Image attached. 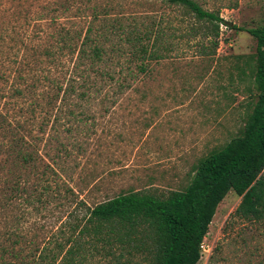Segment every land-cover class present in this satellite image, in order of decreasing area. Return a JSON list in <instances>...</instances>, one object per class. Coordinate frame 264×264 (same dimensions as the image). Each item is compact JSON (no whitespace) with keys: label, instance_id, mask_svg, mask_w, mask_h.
Segmentation results:
<instances>
[{"label":"rangeland","instance_id":"1","mask_svg":"<svg viewBox=\"0 0 264 264\" xmlns=\"http://www.w3.org/2000/svg\"><path fill=\"white\" fill-rule=\"evenodd\" d=\"M197 1L244 29L221 25L214 52L201 33L188 36L185 10L164 0H0V111L18 125L37 158L36 167L18 172L30 185L49 179L54 193L21 211L4 207L0 191V264L20 254L31 259L67 219L85 213L82 203L94 206L131 190L183 189L200 157L240 134L256 91V39L247 29L264 25V0ZM94 11L96 25L138 21L143 28L163 20L161 55L145 59L142 72L124 63L125 50H111L122 38L105 29L99 41H106L108 60L88 70L84 65L86 84H76L81 97L73 93L61 105L54 95L58 84L68 85L79 35ZM102 67L125 77L127 88L121 91L118 79L102 85ZM5 137L0 131V160L10 165L12 136ZM48 164L52 176L43 178ZM5 176L0 170V189ZM241 199L231 190L218 205L199 264H264V227L233 216ZM105 261L92 251L84 264Z\"/></svg>","mask_w":264,"mask_h":264},{"label":"trees","instance_id":"2","mask_svg":"<svg viewBox=\"0 0 264 264\" xmlns=\"http://www.w3.org/2000/svg\"><path fill=\"white\" fill-rule=\"evenodd\" d=\"M164 2L169 6L182 7L191 19L188 21V36L201 33L203 38L210 40L214 52L220 44L221 25L244 29L221 17L220 13L205 9L197 0ZM94 12L84 35H79L83 41L68 85L64 88L58 84V93L54 95L55 99L61 96V105L68 103L73 93L81 97L76 84L80 80L86 84L84 65L90 64L86 67L88 70L98 62L108 60V49L103 45L106 41H99V34L105 29L118 33L122 38L111 50H125L129 59L124 63H136L142 72L146 71L145 59L161 55L158 47L165 35L163 20L152 19L143 28L138 21L124 24L118 20L111 25L107 22L96 25L94 20L99 15ZM247 30L256 39V51L252 56L256 91L252 94L255 99L251 101V111L240 134L200 157L189 184L183 189L162 194L131 190L94 206L82 203L85 213L77 214L72 220L67 219L59 227L51 245L38 246L33 250L31 259L20 254L10 264H84L87 254L92 251L107 259L104 264H199L201 245L209 232L210 223L218 205L231 190L242 197L233 216L264 227V25ZM122 41L131 48L130 51L121 45ZM86 58L88 62H84ZM105 70L104 67L99 70L102 85L118 79L120 90L127 88L125 77L123 80L115 78L114 74L110 75ZM18 93L23 94V91ZM84 96L85 93L82 98ZM51 100L53 103L54 100ZM56 120L55 116L53 124ZM46 122L47 126L48 120ZM46 126L42 130L45 131ZM0 129L5 136H12L10 150L6 154L13 157L10 165L9 160H0V170L6 173L0 189L3 206L22 211L28 205L35 207L33 204L36 201L43 204L47 194H54L51 181L45 179L47 185H30L18 172L20 167L37 166V158L25 135L18 125L6 119L2 111ZM51 168L48 164L41 172L43 178L52 176L49 172ZM12 169H15L14 173ZM52 171L57 175L56 171ZM54 191L60 193L59 188Z\"/></svg>","mask_w":264,"mask_h":264},{"label":"built area","instance_id":"3","mask_svg":"<svg viewBox=\"0 0 264 264\" xmlns=\"http://www.w3.org/2000/svg\"><path fill=\"white\" fill-rule=\"evenodd\" d=\"M201 247H202V249H203V243H202Z\"/></svg>","mask_w":264,"mask_h":264}]
</instances>
